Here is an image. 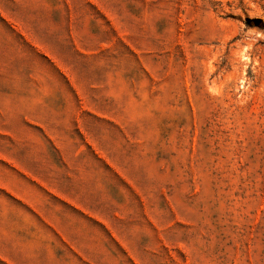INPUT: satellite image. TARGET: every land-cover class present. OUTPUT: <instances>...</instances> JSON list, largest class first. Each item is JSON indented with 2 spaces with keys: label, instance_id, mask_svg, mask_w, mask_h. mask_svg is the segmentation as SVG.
<instances>
[{
  "label": "rangeland",
  "instance_id": "1",
  "mask_svg": "<svg viewBox=\"0 0 264 264\" xmlns=\"http://www.w3.org/2000/svg\"><path fill=\"white\" fill-rule=\"evenodd\" d=\"M0 264H264V0H0Z\"/></svg>",
  "mask_w": 264,
  "mask_h": 264
}]
</instances>
